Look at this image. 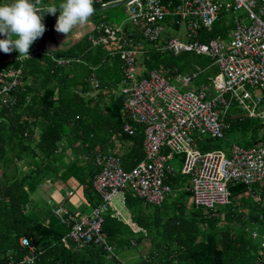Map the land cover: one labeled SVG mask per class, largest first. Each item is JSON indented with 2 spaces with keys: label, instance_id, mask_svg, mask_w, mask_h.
Here are the masks:
<instances>
[{
  "label": "trees",
  "instance_id": "obj_1",
  "mask_svg": "<svg viewBox=\"0 0 264 264\" xmlns=\"http://www.w3.org/2000/svg\"><path fill=\"white\" fill-rule=\"evenodd\" d=\"M160 1L167 4L172 0ZM50 16L43 19L46 31L42 39L56 33L58 18ZM167 20L168 28L178 32L180 25L174 19ZM226 30L214 25L210 31L201 30L198 40L225 37ZM170 38L176 37L167 31L160 46ZM117 49L116 43L93 47L85 37L66 50L48 53L31 47L29 57L19 58L20 54L13 57L9 69L21 70L22 77L11 93L13 100L7 105L0 104V264L19 262L29 254L20 245V238L33 247V264H264L263 248L254 242L245 226L247 222L264 225V192L260 191L254 205L234 202V198L254 197L259 185H254L256 190L242 183L230 185L231 202L224 206L225 212L221 207L209 210L193 206L187 189L190 184L182 195L166 200L167 196L160 206L151 205L147 211L142 207V199L126 191L125 209L131 223L141 231L133 232L129 225L114 217L113 211H108L102 233L111 251L92 243L81 248L72 241L63 244L61 239L69 228L50 213L52 206L48 204L46 222L32 195L39 192L50 175L53 180L74 177L81 185L86 184L85 196L94 207L99 203L92 189L97 169L91 166L96 155L114 152L118 144L125 170H131L144 159L143 128L137 126L133 137L123 132V99L111 87L113 75L119 73L120 82L123 78L121 61L113 54ZM180 54L149 49L147 59L141 62L142 68L163 66L174 77L181 73L167 63V58ZM60 58L73 62L58 65ZM9 59L4 53L0 65L5 66ZM76 64H83L87 70L85 78L71 75V67ZM225 121L230 123L226 134L235 129L246 132L249 124L247 119L232 120L229 115ZM261 137L253 135L250 144ZM63 142L71 149L72 161L67 165L64 160L69 157L67 149L61 147ZM198 144L201 150L208 149L201 141ZM181 176L184 175L176 174L168 181L173 192L179 190L176 181ZM146 241L149 244L142 254L140 245ZM130 254L137 257L129 260L126 257Z\"/></svg>",
  "mask_w": 264,
  "mask_h": 264
},
{
  "label": "built area",
  "instance_id": "obj_2",
  "mask_svg": "<svg viewBox=\"0 0 264 264\" xmlns=\"http://www.w3.org/2000/svg\"><path fill=\"white\" fill-rule=\"evenodd\" d=\"M119 1L122 0H94L93 6ZM126 7L127 22H99L88 41L93 47L118 45L113 54L122 64L123 132L133 137L137 126L143 128L144 159L125 170L116 151L96 155L92 160L97 169L92 189L99 203L88 215H75L62 204L52 206L50 213L69 228L61 242L72 241L78 248L92 243L111 251L102 233L105 214L116 212L118 204L124 205L126 191L145 205L160 206L173 192L168 181L177 174L170 164L175 159L182 163L180 174L189 177L190 203L196 208L212 210L229 205L230 185L252 186L264 180V143L247 150L233 145L228 155L218 149L201 152L198 144L203 137H225L230 128L225 117L232 106L246 110L249 118H259L264 125V0H172L167 4L160 0H131ZM239 11L244 15L234 16ZM221 12L232 16L231 26L221 29L226 30V36L200 42L199 32L210 31ZM169 18L184 28L186 40L170 38L157 50L174 55L188 52L213 60L218 72L207 84L192 87L203 72L200 67L174 77L166 76L161 69L138 68L141 40L156 46L167 32ZM246 20L249 24H245ZM57 64L68 65L69 61L59 59ZM21 77L19 69L0 70L1 105L13 100L11 93ZM93 83L97 87V82ZM182 88L187 90L181 92ZM256 89L259 95H254ZM71 196V192L67 193V197ZM134 227L136 230L130 227L133 232L141 231ZM250 235L252 239L258 237L254 232ZM19 242L29 254L8 264H33V247L24 238ZM260 245L264 249V236Z\"/></svg>",
  "mask_w": 264,
  "mask_h": 264
},
{
  "label": "rangeland",
  "instance_id": "obj_3",
  "mask_svg": "<svg viewBox=\"0 0 264 264\" xmlns=\"http://www.w3.org/2000/svg\"><path fill=\"white\" fill-rule=\"evenodd\" d=\"M44 0H40V3L37 5L38 9H42L45 7L44 5ZM12 0H2L1 4L4 3H11ZM63 2V0H50V2L48 3L49 5H53L55 4L57 7L59 6V4ZM60 12H57L55 16L51 15L50 18H58ZM244 15V12L239 11L236 12L234 14V16H242ZM127 7L126 5H123L121 7H117V8H112L110 10H106L104 12H100V13H94L93 16L90 18V22L93 23H97V22H103L107 25H121L124 22H127ZM231 17L227 14L224 13H220L219 15V21L215 24L216 27L220 28V29H224L226 27H230L231 26ZM51 19H49V21H51ZM169 21L166 20V25ZM245 24H249V21L246 20ZM167 31L170 32L171 35H173L176 38H179L181 40H186V35H185V30L183 27L179 28L178 32H175L172 28H168L167 26ZM81 44V43H80ZM33 47V45L31 46ZM95 52V51H94ZM141 58V57H140ZM167 63L168 64H172L173 66H175L176 68L179 69L180 73L182 75L189 73L190 71L194 70L195 67H200L201 70H203V72L200 73V75L197 76V79L193 82L192 87H196L199 88L204 84H207V82L209 81L210 78H212L213 76H215V74L218 72V67L215 66L214 64H211L212 61L205 57V56H196L193 53H185V52H181V54L177 57H171V58H167ZM139 61V59H138ZM6 64V63H5ZM9 64V63H8ZM141 60L139 62V68L141 69ZM8 68L7 65H0V70L2 71H6V69ZM72 70H71V75L73 76L75 74V78L77 75V78H85L88 73L87 70L83 68V64H76V65H72ZM112 89L114 90V92L116 93V95L120 94V90H121V86L122 83L120 82V74L116 73V75L112 76ZM172 84L176 85V82L174 80L171 81ZM178 87V86H177ZM181 92L186 91V88H182L179 89ZM254 95H259L260 91L259 90H254L253 91ZM229 117H232V120L234 119H238V118H244L247 119L249 121V124L247 128H246V132H242L240 130H233L230 131L226 134L225 138L223 139H210L208 137H203L202 138V143L206 144L208 147V149H204L201 150V152H205V151H210V150H222L226 155L229 154V150L231 148V146L236 145L241 149H249L251 147H253V145L250 144L251 142V138L253 135H256L258 137L263 136L264 137V125L261 124V121L259 118H249L248 112L238 106H232L229 109ZM258 125H261V127H259ZM62 148H66L67 149V153H69V151H71L69 144L67 145L65 142L62 143L61 145ZM73 151V149H72ZM69 156H71V153L69 154ZM84 158V157H83ZM80 159V157L78 158ZM72 161L71 158H67L64 160L65 165L68 164V162ZM80 164L81 159H80ZM176 170L177 175L180 173L181 171V167H182V163L181 161L175 159L173 162L170 163ZM1 170H0V174H1ZM1 177V175H0ZM264 181L260 182V185H263ZM176 185L178 187V191L172 192L169 196L175 197V196H179L182 195L183 190L189 185V178L185 177V176H181V178L179 180L176 181ZM250 190H256L254 185L250 186ZM260 193V190L255 191L254 197H250L247 196L246 198H234L235 199V204H241V205H254V203L258 200V194ZM39 193H35L33 194V198L37 199L36 203H38L37 205L39 206V209L42 210L43 215H46L49 217V206L46 204L45 198L43 199L42 197H39L38 195ZM38 195V197H37ZM169 196L166 198V200L169 199ZM241 198V199H240ZM264 201V199H263ZM263 203V202H262ZM145 206V211H147V209L149 210L151 205L148 204H142V207ZM223 210V212H225L226 208L224 206H220ZM114 217H117L118 219L122 220L124 223H126L127 225H129V227H131L132 229L136 230V228L134 227L135 225L131 223L130 220V215L127 212V210L125 209V206L123 204H118L117 205V209L116 212H114ZM247 230L249 231V233L254 232L257 234V239L254 240V242L256 244H260L262 241V237L264 236V225L260 222H247L245 224ZM148 242L146 241L143 245H140V250L142 251V254L146 253L147 250V246H148ZM139 247V246H138ZM262 250V249H261ZM129 252V251H128ZM264 252V249H263ZM137 255L136 254H130L127 255V259H132V258H136Z\"/></svg>",
  "mask_w": 264,
  "mask_h": 264
},
{
  "label": "clouds",
  "instance_id": "obj_4",
  "mask_svg": "<svg viewBox=\"0 0 264 264\" xmlns=\"http://www.w3.org/2000/svg\"><path fill=\"white\" fill-rule=\"evenodd\" d=\"M40 0H12L0 5V51L10 54L17 51L19 58L29 57L31 46L41 38L46 26L39 12H47L53 16L60 9L55 31L69 37L70 33H78L90 22L95 13L94 0H63L57 7L49 5L45 11L37 8Z\"/></svg>",
  "mask_w": 264,
  "mask_h": 264
},
{
  "label": "crops",
  "instance_id": "obj_5",
  "mask_svg": "<svg viewBox=\"0 0 264 264\" xmlns=\"http://www.w3.org/2000/svg\"><path fill=\"white\" fill-rule=\"evenodd\" d=\"M43 2H44L45 7L42 9H47L48 3L50 2V0H44ZM95 24L96 23L89 22L87 25L83 26V28L78 33H75V32L70 33L69 37H66L64 34H60V33L56 32L49 37H46L43 39L39 38L37 41L34 42L33 48L34 49L37 48L38 50L40 48H42L43 50L47 51L48 53H54L57 51L69 49L73 45L77 46L83 38L86 37L88 40V37L90 35H92L93 27L95 26ZM163 37H161L160 40L156 43V46H154V45L152 46V44L150 46H147L150 43H146L143 40H141L142 48L140 50V53H139L137 61H136L138 68H139L140 60H141V62H143V60L145 58L147 59V57H145V55L147 52H149V49H156L157 50V47H160V45H161L160 42L163 39ZM157 51H159V50H157ZM16 54H19V53L17 51H13L10 54H7L10 57V59L8 61L9 64L8 63L5 64L8 66L7 69L10 68L11 63L14 61L13 57ZM60 59H62V58H60ZM138 59H139V61H138ZM66 60H68L69 63L73 62L72 59H66ZM141 66H142V64H141ZM141 69H142V67H141ZM144 69L149 70L147 68H144ZM153 69H161L163 72H165L166 76H169L168 70L163 68V66L155 67ZM121 73H122V68H121ZM226 122H228V121H226ZM256 141H261V143H264V137H261L260 139H256ZM116 145L117 146L115 147V151L119 154L122 149H121V147H119L118 144H116ZM256 146H259V144H257ZM67 152L68 151L66 150V152H65L66 156L71 158V156H69V154L71 152L70 151H69V153H67ZM91 167H94V166L92 165ZM53 177H54L53 175H50L48 177V180L43 184V186L41 187V189L38 192L39 197H42L43 199L45 198L46 204L51 205V206H57V205H61V204L65 205L70 210V212L75 214V215H88L91 212V209L93 206L91 205V203L88 201V199L85 196V188L84 187H86V184L81 185L74 177H69L66 181L61 180V179L53 180ZM256 185H259V190L264 192V183H263V185H260V183L256 184ZM69 192L72 193L71 197H67V193H69ZM38 195H37V197H38ZM36 200L37 199L35 198L34 201L36 202ZM43 217H44V219H46V222H47L48 216L43 215Z\"/></svg>",
  "mask_w": 264,
  "mask_h": 264
},
{
  "label": "water",
  "instance_id": "obj_6",
  "mask_svg": "<svg viewBox=\"0 0 264 264\" xmlns=\"http://www.w3.org/2000/svg\"><path fill=\"white\" fill-rule=\"evenodd\" d=\"M131 0H122L116 3H110L107 4L105 6H101V7H94L95 8V13H100V12H104L106 10H110L112 8H117V7H121L123 5H126L127 3H129ZM41 11H45L46 9H39ZM60 9H57V12H60ZM38 15H41L43 17V19L49 17L51 14L47 13V12H39ZM6 37H4L3 35H0V39H5ZM4 53L2 51H0V58ZM257 144L261 145V141H256L254 142L253 146H256Z\"/></svg>",
  "mask_w": 264,
  "mask_h": 264
}]
</instances>
